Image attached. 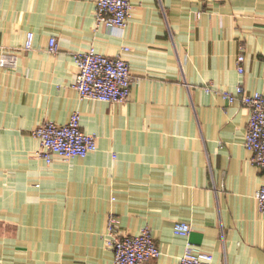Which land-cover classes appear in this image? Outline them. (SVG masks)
<instances>
[{
    "label": "crops",
    "instance_id": "crops-1",
    "mask_svg": "<svg viewBox=\"0 0 264 264\" xmlns=\"http://www.w3.org/2000/svg\"><path fill=\"white\" fill-rule=\"evenodd\" d=\"M131 3L126 27L111 30L97 25L96 0H0V52L17 55L0 68V264H114L111 214L123 233L151 229L162 255L149 264H177L187 241L216 264H264L249 109L206 91L264 93V0ZM92 48L129 62L128 101L73 88L74 56ZM75 111L97 150L48 164L33 131Z\"/></svg>",
    "mask_w": 264,
    "mask_h": 264
},
{
    "label": "built area",
    "instance_id": "built-area-1",
    "mask_svg": "<svg viewBox=\"0 0 264 264\" xmlns=\"http://www.w3.org/2000/svg\"><path fill=\"white\" fill-rule=\"evenodd\" d=\"M132 11L131 0H96L97 25H105L108 29H123L126 27ZM33 34L27 40V48L33 43ZM57 40L50 41V51L57 50ZM128 50L127 48L124 51ZM246 59L244 48L238 57V72H245ZM74 62L78 68L73 88L82 99H92L108 103H124L129 100L133 76L129 62L122 56L108 57L98 53L94 48L75 54ZM17 55L10 52H0V68H14ZM206 91L220 94L229 104L241 103L249 109V121L244 141L245 147L253 153V164L264 170V93L249 94L242 85L234 92H217L207 87ZM33 134L40 141L38 156L49 164L53 156L63 159L75 157L85 158L97 150V136L84 132L79 112L72 113L69 121L59 124L45 121ZM259 210L264 213V185L256 192ZM175 235L188 239L191 226L179 222L174 227ZM107 244L114 253V264H149L162 255L152 231L143 228L138 234L131 235L121 232L118 217L111 214L108 220ZM177 264H216L210 253L204 252L187 241L184 254Z\"/></svg>",
    "mask_w": 264,
    "mask_h": 264
}]
</instances>
